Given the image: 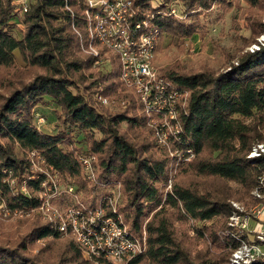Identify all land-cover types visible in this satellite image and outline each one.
I'll return each mask as SVG.
<instances>
[{
    "label": "trees",
    "instance_id": "16d2710c",
    "mask_svg": "<svg viewBox=\"0 0 264 264\" xmlns=\"http://www.w3.org/2000/svg\"><path fill=\"white\" fill-rule=\"evenodd\" d=\"M27 1L28 11L23 13L20 0H0V204L10 215L38 217L16 240L2 231L0 221V264H228L242 242L250 241L249 232L238 230L229 243V260L223 256L199 263L176 239L168 207L181 209L198 225L229 217L231 205L179 183L173 182L166 192L168 148L157 143L138 95L122 81L119 57L103 50L109 62L96 65L97 58L86 52V0ZM246 1L254 13L245 39L257 43L264 34V0ZM134 5L140 15L151 16L150 24L162 38L167 34L178 42L206 32L209 23L201 21L202 16L207 18L217 8L229 13L234 6L233 0H134ZM173 8L176 15L171 14ZM256 12L262 15L254 17ZM158 71L189 93L178 143H171L172 148L194 150V159L183 167L236 183L248 192H264V155L250 157L264 143V47L221 73H186L180 65ZM100 97L121 109L109 112ZM47 106L55 107L53 120L59 124L53 125V132L42 129L49 124L41 111ZM37 116L45 122L39 124ZM91 157L94 178L89 179L83 160ZM44 184L60 189L52 202L61 210L74 204V195L94 205L119 187L118 212L135 237L145 228L146 250L120 263L87 257L73 237L41 221L37 211ZM70 187L73 194L62 192ZM50 238L65 242V257H47L49 249L30 254L29 241Z\"/></svg>",
    "mask_w": 264,
    "mask_h": 264
},
{
    "label": "built area",
    "instance_id": "2783aa9c",
    "mask_svg": "<svg viewBox=\"0 0 264 264\" xmlns=\"http://www.w3.org/2000/svg\"><path fill=\"white\" fill-rule=\"evenodd\" d=\"M23 13L28 11V1L20 0ZM171 14L176 15L175 8ZM85 16L90 43L87 53L97 58L95 64L109 62L104 58L103 50L119 57L121 79L127 87L133 89L143 104L154 131L157 143L168 148L170 158V180L166 192L172 190L174 178L185 163H190L195 152L192 148L171 147L179 140L182 131L181 115L186 111L189 93L174 87L171 82L161 77L154 65L158 45L162 39L161 32L150 24L149 14L140 15L134 0H86ZM264 47V34L257 39L249 51L254 53ZM102 104L108 105L106 98L100 97ZM39 124L45 119L36 117ZM264 155V145H258L250 157ZM95 157L86 158L83 164L88 178H94L93 161ZM264 188V177L261 179ZM40 192L41 206L38 209L43 219L66 235L73 237L83 248L87 257H103L113 262H123L143 253L147 247V232L135 237L122 214L118 212L119 189L112 190L108 198L98 199L94 205L81 202L74 195L75 202L65 210L57 208L52 200L61 193L54 184ZM22 191L26 187L22 186ZM62 192L73 194L70 187ZM261 199L252 216L235 214L231 217V226L250 233L254 220L261 219L264 213V192L256 190ZM3 210L10 214L4 204ZM21 215V214H20ZM147 222V221H146ZM254 240L244 241L232 254L228 264H252L260 261L264 264V226L253 230Z\"/></svg>",
    "mask_w": 264,
    "mask_h": 264
},
{
    "label": "rangeland",
    "instance_id": "374dc122",
    "mask_svg": "<svg viewBox=\"0 0 264 264\" xmlns=\"http://www.w3.org/2000/svg\"><path fill=\"white\" fill-rule=\"evenodd\" d=\"M233 5V10L229 13L224 14L222 9L217 8L210 12L207 18L202 16L201 21L207 22L209 25L206 32L196 39H181V42H178L174 41L171 36L168 37L167 34L163 36L157 48L154 60L155 67L160 70L180 65L186 73H197L203 70L221 73L237 64L242 56L250 52L249 49L254 44H248V39H245L250 36V21L248 19L254 12H250L251 8L248 10L251 3L246 0H233ZM262 14V20L264 21V11ZM262 14L256 12L254 17H259ZM105 55L110 56L112 54L107 53ZM16 56L18 62L23 65L20 55L17 53ZM47 107L41 111L47 115L49 124L48 126H42V129L45 132H53L54 128L59 125L55 119V123L53 120L55 107ZM104 108L112 113L121 109L118 103L114 101H112V104L104 105ZM260 145H264V143ZM173 182L198 189L201 194L210 193L217 198L225 199L228 205H231L232 213L229 217L219 216L198 225L191 219L186 218L181 209L167 208V215L173 225L176 239L195 263L209 262L211 259L216 261L223 256L229 260L232 250L229 243H232L234 236L239 233L236 228L230 225L231 217L235 214L252 216V212L261 204V199L255 194L256 189L248 192L236 183L215 177L199 176L193 169L187 167L180 169ZM118 189L120 188L118 187ZM256 199L259 201L255 203L254 200ZM82 202L84 203V201ZM119 202L120 197L117 205ZM123 203L125 204V201ZM35 215V213L31 215H10L0 206V221L3 223L2 231L10 234L12 240H16L25 233V229L29 228L30 230L33 227L36 223L35 219L38 217ZM153 215L152 213L148 220L152 219ZM39 217L41 221L46 222L40 214ZM198 226L201 227V232L198 231ZM252 232L253 230L249 233L251 241L255 237ZM28 246L31 255H40L42 250L49 249L48 254H46L47 257L55 259L65 257V254H63L64 241H55L53 238L35 239L29 241ZM84 260L87 261L85 257ZM142 264L152 263L145 261Z\"/></svg>",
    "mask_w": 264,
    "mask_h": 264
},
{
    "label": "crops",
    "instance_id": "0c3cea01",
    "mask_svg": "<svg viewBox=\"0 0 264 264\" xmlns=\"http://www.w3.org/2000/svg\"><path fill=\"white\" fill-rule=\"evenodd\" d=\"M250 224H251V228H253V230L260 229L262 226H264V213H263L261 219H259V220H252L250 222Z\"/></svg>",
    "mask_w": 264,
    "mask_h": 264
}]
</instances>
